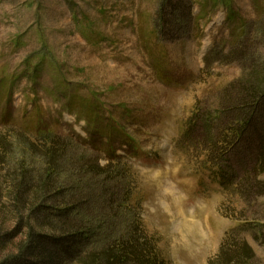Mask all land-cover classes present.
I'll return each mask as SVG.
<instances>
[{"label":"rangeland","instance_id":"374dc122","mask_svg":"<svg viewBox=\"0 0 264 264\" xmlns=\"http://www.w3.org/2000/svg\"><path fill=\"white\" fill-rule=\"evenodd\" d=\"M179 1L191 4L190 21L174 11ZM263 15L264 0H0V135L20 144L18 162L23 144L13 129L28 141L43 130L71 136L102 166L122 159L131 208L166 263L209 264L231 230L264 221V197H228L210 178L200 144L205 118L191 139L183 134L195 115L220 107L230 83L249 75L219 54L206 58L226 52ZM240 152L231 162L241 175L253 156ZM6 199L1 235L17 226ZM253 232L242 237L264 264ZM23 239L19 233L5 243L0 260Z\"/></svg>","mask_w":264,"mask_h":264},{"label":"trees","instance_id":"16d2710c","mask_svg":"<svg viewBox=\"0 0 264 264\" xmlns=\"http://www.w3.org/2000/svg\"><path fill=\"white\" fill-rule=\"evenodd\" d=\"M172 7L190 21V3L179 1ZM263 53L264 15L247 24L243 37L226 52L214 51L206 58L219 54L223 63H238L249 75L230 83L221 93L220 107L195 115L183 134L191 139V131L205 118L200 144L210 165L206 171L228 197L248 202L264 197ZM11 131L23 144V158L18 162L15 157L20 144L12 145L0 135V200L12 204L17 226L0 233V249L19 233L24 241L0 264H167L131 208L132 183L122 159L112 157L102 166L99 156L71 136L43 130L28 141L26 133ZM240 151L253 156V164L241 175L231 162ZM253 223L231 230L209 264H258L254 249L242 237L247 229H255L254 240L264 246V221ZM97 238L96 244L91 242Z\"/></svg>","mask_w":264,"mask_h":264},{"label":"bare ground","instance_id":"6f19581e","mask_svg":"<svg viewBox=\"0 0 264 264\" xmlns=\"http://www.w3.org/2000/svg\"><path fill=\"white\" fill-rule=\"evenodd\" d=\"M193 221V220H192ZM195 222V221H194Z\"/></svg>","mask_w":264,"mask_h":264}]
</instances>
